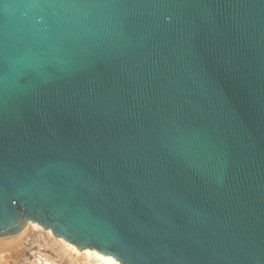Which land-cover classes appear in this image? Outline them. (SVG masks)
<instances>
[{
	"label": "water",
	"instance_id": "water-1",
	"mask_svg": "<svg viewBox=\"0 0 264 264\" xmlns=\"http://www.w3.org/2000/svg\"><path fill=\"white\" fill-rule=\"evenodd\" d=\"M120 264H264V0H0V240Z\"/></svg>",
	"mask_w": 264,
	"mask_h": 264
},
{
	"label": "bare ground",
	"instance_id": "bare-ground-1",
	"mask_svg": "<svg viewBox=\"0 0 264 264\" xmlns=\"http://www.w3.org/2000/svg\"><path fill=\"white\" fill-rule=\"evenodd\" d=\"M24 235H29V236L40 238V239L42 238L41 239L42 241H43V239H46L47 240L46 243L49 245L48 248L51 247L47 251L49 253L51 252L50 254L52 256L54 255V257H58L59 258L58 262H60V264H120L118 261H115L114 258H112L110 256L104 257L94 250L90 251L89 249H87V250L78 252L73 245L68 244L65 240H61L59 238H54V236L52 235V233L49 230L44 231L40 226H38L36 224H28V226L23 231H21V233H19L18 236L17 235L16 236L19 237V239H20V236H24ZM26 238H28V236ZM19 239L15 238V239L10 240L8 242L4 241L2 243L6 244V245H4L5 249L12 248V250L17 251L18 247H20V244L22 241L21 239H20L21 241ZM40 239H38V241H40ZM38 241H36V242H38ZM47 244H45V245H47ZM0 245H3V244H1V242H0ZM6 247H8V248H6ZM1 248H3V246H1ZM32 249L33 248H31L30 250L27 251V250H24V248H23L22 250H23V253L25 255L22 257H25V256L28 257L27 260L29 261V259H32V257L36 255L35 256V258L37 259V261L35 260L36 262L41 261L40 264H54L53 261L49 262V257H50L49 255L48 256L45 254L41 255L40 252H39L40 254L39 253L34 254L31 252ZM21 255H23V254H21ZM18 256H20V253Z\"/></svg>",
	"mask_w": 264,
	"mask_h": 264
},
{
	"label": "rangeland",
	"instance_id": "rangeland-1",
	"mask_svg": "<svg viewBox=\"0 0 264 264\" xmlns=\"http://www.w3.org/2000/svg\"><path fill=\"white\" fill-rule=\"evenodd\" d=\"M37 225V224H36ZM42 228V227H41ZM43 229V228H42ZM45 231V229H43ZM50 231V230H49ZM51 232V231H50ZM52 233V232H51ZM18 236V235H17ZM17 236H13V237H9V238H5V239H2L0 240L1 244L3 245H0V264H38L37 262H34L35 259H29V261L27 260L28 257H22L24 256L25 254L23 253V248L24 250H30L31 248H33L31 250L32 253L34 254H38L39 252L41 253V255H49V262L53 261L54 264H60V262H58V257H54V255L52 256L47 250H49L50 248L49 245L46 243L47 240L46 239H43V241L40 239V238H36V237H32V236H29V235H24V236H20V240L19 237ZM28 236V238H26ZM18 238L20 241H21V244H20V247H18V250H12V248H8V249H5V246L6 244L2 243L4 241L8 242L10 240H13L15 238ZM44 238V237H43ZM56 238V237H54ZM38 239H40V241H38ZM60 239V238H59ZM63 240V239H61ZM38 241V242H36ZM24 242V243H23ZM32 244V245H31ZM47 244V245H45ZM26 245V246H25ZM1 246H3V248H1ZM48 248V249H47ZM4 249V250H3ZM40 249V250H39ZM52 250V249H51ZM20 253V256H18ZM30 253V252H29ZM39 253V254H40ZM23 254V255H21ZM36 256V255H35ZM21 259H20V258ZM33 261V262H32ZM37 261V259H36Z\"/></svg>",
	"mask_w": 264,
	"mask_h": 264
},
{
	"label": "built area",
	"instance_id": "built-area-1",
	"mask_svg": "<svg viewBox=\"0 0 264 264\" xmlns=\"http://www.w3.org/2000/svg\"><path fill=\"white\" fill-rule=\"evenodd\" d=\"M33 259H35L36 260V258H35V256L33 257ZM36 262V261H35ZM38 264H40L41 263V261L40 262H37Z\"/></svg>",
	"mask_w": 264,
	"mask_h": 264
}]
</instances>
